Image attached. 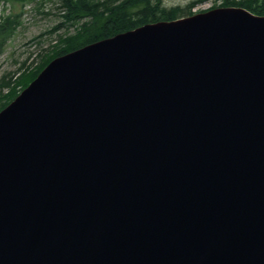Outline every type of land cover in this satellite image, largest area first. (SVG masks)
<instances>
[{"label":"water","instance_id":"95a60500","mask_svg":"<svg viewBox=\"0 0 264 264\" xmlns=\"http://www.w3.org/2000/svg\"><path fill=\"white\" fill-rule=\"evenodd\" d=\"M24 263L264 264V17L96 42L0 112V264Z\"/></svg>","mask_w":264,"mask_h":264},{"label":"rangeland","instance_id":"374dc122","mask_svg":"<svg viewBox=\"0 0 264 264\" xmlns=\"http://www.w3.org/2000/svg\"><path fill=\"white\" fill-rule=\"evenodd\" d=\"M104 1L93 0V3ZM191 1L194 0H160V7L156 8L155 13L159 16L165 9L169 12L179 9L180 11L175 14V18L168 20L171 21L216 7L232 5L230 2L232 0H201L192 8H189L188 4ZM225 1H227L226 4H224ZM235 1L239 2L241 0ZM60 3V0H12L11 3L0 1V22L3 18L11 19L15 14L18 15L17 26L0 53V86L3 82L8 84L7 88H0V96L8 95L7 98L0 100V104L7 103L12 95L18 93L22 87L18 82L21 81L20 77L22 75L33 73L36 67L45 60L49 51L54 50L55 46L60 49L65 47V44L61 42H65L66 38L75 35L80 28V24L85 21V19H82L79 23L65 22L63 14L66 13V10L60 8ZM232 6L241 7L238 5ZM140 16L143 15L140 14ZM153 22L157 21L147 23ZM58 25V29L54 33L51 32ZM58 37L64 40L58 42ZM39 45L41 46L40 49H48L49 45H53V47L48 52H38L37 54ZM34 49L35 52H33ZM22 62H26V64L22 66V70H18ZM13 88L15 89L14 94L9 95Z\"/></svg>","mask_w":264,"mask_h":264},{"label":"trees","instance_id":"16d2710c","mask_svg":"<svg viewBox=\"0 0 264 264\" xmlns=\"http://www.w3.org/2000/svg\"><path fill=\"white\" fill-rule=\"evenodd\" d=\"M30 1V0H29ZM201 2V0L191 1L188 5L189 8L195 4ZM232 5L241 6L253 14L264 16V0H241L230 1ZM227 1L224 2L226 4ZM154 4V5H153ZM229 5V6H232ZM61 6L66 10L63 15L64 21L67 23H75L83 18H89V20L83 22L80 25L79 30L73 36L66 38L65 47L60 49L58 46L52 49L53 45L48 49H40L39 52H48L45 60L36 67L33 73L25 74L20 77V84L25 87L37 73L54 57L69 52L71 50L82 47L86 44L111 37L117 33L131 30L137 26H140L149 21L158 20H170L175 18V14L179 12V9H174L172 12L166 9L157 16L156 8L160 7V0H105L104 2L93 3V0H61ZM142 14L143 16H140ZM15 22L7 19L0 27V35L5 39L11 34ZM58 27H55L56 30ZM59 37L58 42L63 41ZM8 84L3 82L0 88L7 87ZM15 89H11L9 95L14 94ZM1 92V90H0ZM16 94L12 95V99ZM6 96H0V100L7 98ZM4 104H0V108Z\"/></svg>","mask_w":264,"mask_h":264},{"label":"bare ground","instance_id":"6f19581e","mask_svg":"<svg viewBox=\"0 0 264 264\" xmlns=\"http://www.w3.org/2000/svg\"><path fill=\"white\" fill-rule=\"evenodd\" d=\"M248 114H250V113H248ZM249 116L250 115H247V116L243 115V118L244 119H248ZM221 190H222L221 187H218L217 185H215L214 192H212V195L214 193H217V192L221 191ZM7 204H9V205H7V209H6L8 212H10V213L19 212L20 209H19V207H18V205L16 203H14V202L11 203V200H10ZM174 227H175V225L171 224L170 228H174ZM51 242H53V243L55 242L54 245H53V246H55V248H58V247L59 248H63L64 245H66L67 247L70 246L74 241L73 240H69L66 237H63L61 239V236H60L59 237V241H56L55 239L54 240L52 239ZM39 243L41 244V241ZM32 247H33V243L31 241H29L26 244L25 250L23 252V257H22L21 260L25 261V260H28V259L31 258V249H32ZM72 253H76V252H72ZM24 264H26V263H24Z\"/></svg>","mask_w":264,"mask_h":264}]
</instances>
